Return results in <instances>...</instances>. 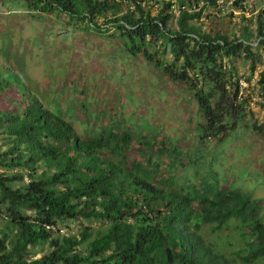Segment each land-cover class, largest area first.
Listing matches in <instances>:
<instances>
[{"label": "trees", "instance_id": "16d2710c", "mask_svg": "<svg viewBox=\"0 0 264 264\" xmlns=\"http://www.w3.org/2000/svg\"><path fill=\"white\" fill-rule=\"evenodd\" d=\"M202 2L181 11L171 28L170 13L129 10L125 0H24L28 9L64 13L86 29L112 27L128 54H142L183 83L201 117L200 143L249 123L264 133V121L247 117L249 97L239 95L234 63L240 57L255 69L254 32L246 19L232 38L203 29L196 21L216 0ZM257 21L261 44L264 11ZM260 83L263 98L264 77ZM0 136V264H264L263 197L221 180L213 162L201 160L203 151L193 156L175 142L137 140L120 120L78 133L1 62ZM189 169L201 176L189 177ZM73 220L87 224L60 234ZM205 224L239 230L240 246L227 252L224 242L206 239Z\"/></svg>", "mask_w": 264, "mask_h": 264}, {"label": "rangeland", "instance_id": "374dc122", "mask_svg": "<svg viewBox=\"0 0 264 264\" xmlns=\"http://www.w3.org/2000/svg\"><path fill=\"white\" fill-rule=\"evenodd\" d=\"M224 9L226 13L219 14L215 7H206L196 24L232 38L247 20L254 32L252 50L260 57L253 72L249 61L236 57L234 63L247 82L244 92L249 97L247 117L260 125L264 121L260 95L264 43H258L256 28L257 16L264 11V0H245L244 4ZM169 26L176 27L175 18H171ZM114 32L110 26L95 31L70 24L66 14L28 9L24 0H0L1 64L45 105L69 120L78 133H90L110 119L120 120L121 126L132 129L135 139L147 135L175 142L193 156L203 151L201 160L213 162L221 180L263 197L260 212L264 215V133L255 132L248 122L249 126L241 125L224 139L200 143L196 128L201 117L185 85L170 80L142 54H128ZM171 58L166 47L163 59ZM137 140L133 146H137ZM4 142L0 136V150ZM189 170V177L201 176ZM82 224L87 223L69 221L60 234L78 233ZM88 224L98 227L95 222ZM238 233L233 227L217 232L208 224L202 228L206 239L224 242L227 252L230 244L240 246ZM47 250L45 246L44 251Z\"/></svg>", "mask_w": 264, "mask_h": 264}, {"label": "built area", "instance_id": "2783aa9c", "mask_svg": "<svg viewBox=\"0 0 264 264\" xmlns=\"http://www.w3.org/2000/svg\"><path fill=\"white\" fill-rule=\"evenodd\" d=\"M129 10H136L137 6H140L145 12H149L150 15H156L159 11L163 10L172 15V19L181 13V11L199 10L202 6V0L198 2H180L179 0H125ZM245 3V0H216V12L219 14L226 13L225 9L227 6L233 7L235 4ZM126 4V3H125ZM247 82L243 78L239 80V95L243 94L246 90ZM264 101V97L262 98Z\"/></svg>", "mask_w": 264, "mask_h": 264}]
</instances>
